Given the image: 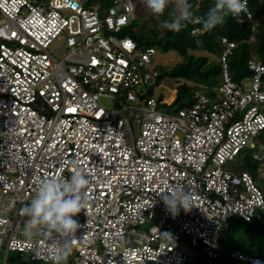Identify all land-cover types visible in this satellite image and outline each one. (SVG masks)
<instances>
[{
  "label": "built area",
  "instance_id": "built-area-1",
  "mask_svg": "<svg viewBox=\"0 0 264 264\" xmlns=\"http://www.w3.org/2000/svg\"><path fill=\"white\" fill-rule=\"evenodd\" d=\"M249 12L240 22L253 21ZM134 18L133 0H0V264L11 251L50 262L58 242L26 238L21 209L40 179L70 177L73 161L90 184L67 263L189 264L202 252L209 264L225 253L263 264L227 250L221 232L232 217L264 222V59L235 81L236 42L223 37L216 96L196 91L170 112L148 96L157 49L124 34ZM61 34L67 51L57 56L50 45ZM246 148L256 172L227 168ZM178 187L193 206L173 215L160 192Z\"/></svg>",
  "mask_w": 264,
  "mask_h": 264
},
{
  "label": "trees",
  "instance_id": "trees-1",
  "mask_svg": "<svg viewBox=\"0 0 264 264\" xmlns=\"http://www.w3.org/2000/svg\"><path fill=\"white\" fill-rule=\"evenodd\" d=\"M103 2L107 7L114 4V0H103ZM133 2L135 18L125 28L124 34L136 40L142 48L152 46L162 51L175 50L182 57L181 61L160 72L156 81V85H159L165 77L177 80L176 96L170 104L164 100L162 94L157 96L161 105L176 106L174 111L191 106L195 102L196 91L216 96L223 73L219 61V55L223 49V37L236 42V46L228 57L230 74L235 81L242 83L254 75V71L249 67V60L264 59V0H248L253 16L252 22H237L236 19L229 17L223 27L202 33H193V29H202L199 18L206 13L213 0H189L193 6L191 10L194 18L179 33L160 26L161 20L170 19L174 14L175 8L172 3L165 9L164 14L157 18L146 9L142 0H133ZM209 54H212L214 58ZM148 96H155L154 89H151ZM259 140L264 144V131L260 134ZM249 155V161L237 172L245 170L253 174L256 172L260 162L254 160L251 154ZM221 243L227 250L239 249L253 255L264 264V222L262 221L255 219L245 221L240 217L230 218L228 227L221 232ZM30 261L32 262L31 259ZM189 264L209 263L204 253L200 252ZM211 264L249 263L232 261L225 253Z\"/></svg>",
  "mask_w": 264,
  "mask_h": 264
},
{
  "label": "clouds",
  "instance_id": "clouds-1",
  "mask_svg": "<svg viewBox=\"0 0 264 264\" xmlns=\"http://www.w3.org/2000/svg\"><path fill=\"white\" fill-rule=\"evenodd\" d=\"M146 9L155 17H161L170 3L175 12L170 19L161 20L160 26L171 32L179 33L194 18L189 0H142ZM250 16L248 0H213L206 13L199 18L204 32L223 27L228 18L240 22L241 14ZM199 43V41H198ZM74 171L70 177L50 176L40 179L34 197L22 206L27 217L23 235L32 240L43 235L57 241L59 247L51 248L44 259L50 264H67L72 254L77 231L81 227L74 217L87 208L86 189L90 184L87 176L72 162ZM161 199L166 209L177 215L180 208L189 211L193 206L191 190L173 188L161 191ZM168 237L167 234H164Z\"/></svg>",
  "mask_w": 264,
  "mask_h": 264
},
{
  "label": "rangeland",
  "instance_id": "rangeland-1",
  "mask_svg": "<svg viewBox=\"0 0 264 264\" xmlns=\"http://www.w3.org/2000/svg\"><path fill=\"white\" fill-rule=\"evenodd\" d=\"M90 4H93L92 1H90ZM142 6V2H141ZM142 8V7H141ZM50 51L57 56H63L67 51V46L65 43V36L64 34H61L59 38L55 39L53 43L50 45ZM198 54H204L205 52H197ZM211 57L214 58L212 54H209ZM182 57L176 52L175 50L170 51H162L160 49H157V53L154 56L153 66H152V72L157 76L160 74V72L164 71L168 66H172L176 64L177 62L181 61ZM177 80L165 77L161 84L157 85L155 88V96L163 95L164 100L170 104L175 96H176V88H177ZM100 103L110 108L112 106L113 100L110 97H101ZM161 107L165 110H168L170 112H173L176 106L170 107L163 106ZM251 150L250 148H246L234 161L229 162L226 167L230 168L231 170L237 171L241 169L243 165H245L246 162L249 161ZM262 183L264 184V180H262ZM4 256V252L2 251L0 253V257L2 258ZM0 258V261H2ZM7 264H50V262L45 261H30V258L21 257L17 252L11 251L8 256ZM71 264V263H67Z\"/></svg>",
  "mask_w": 264,
  "mask_h": 264
}]
</instances>
